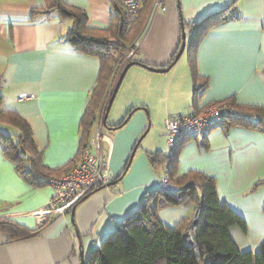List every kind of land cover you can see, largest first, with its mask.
<instances>
[{
    "label": "crops",
    "instance_id": "0c3cea01",
    "mask_svg": "<svg viewBox=\"0 0 264 264\" xmlns=\"http://www.w3.org/2000/svg\"><path fill=\"white\" fill-rule=\"evenodd\" d=\"M64 1L87 13L93 29L109 30L116 22L113 7L119 0ZM162 1L166 11L152 15V6L142 10L139 31L125 41L139 40L134 61L156 69L168 68L176 56L183 24L197 25L227 9L236 16L211 28L200 43L191 42L186 30L185 51L170 71L140 65L127 71L103 129L115 179L111 188L78 203L73 217L70 211L39 225L34 213L47 205L54 189L27 182L0 144V220L29 233L13 239L0 230V264H81V252L86 260L157 188L164 169L155 167L149 155L168 151L167 118L225 101L234 109L264 107V0ZM54 5L55 0H0V95L1 108L28 123L36 160L49 172H64L81 162V147L93 136L94 127L83 135L82 123L102 64L68 41L73 21L61 17ZM202 85L205 89L196 96ZM22 97L31 100L19 102ZM0 125L10 131L0 129L7 135L20 134L9 124ZM138 143L126 174L116 181ZM178 151L175 178L190 173L214 178L221 203L247 225L246 232L231 228L232 239L241 252H259L264 242V184L259 185L264 182V131L243 125L218 128L200 139H184ZM33 176L47 180L44 173ZM189 206L167 208L159 219L175 226L194 216Z\"/></svg>",
    "mask_w": 264,
    "mask_h": 264
},
{
    "label": "trees",
    "instance_id": "16d2710c",
    "mask_svg": "<svg viewBox=\"0 0 264 264\" xmlns=\"http://www.w3.org/2000/svg\"><path fill=\"white\" fill-rule=\"evenodd\" d=\"M153 1L143 0L136 17H129L118 1L113 7L116 22L109 30H98L89 26V16L83 10L69 6L64 0H55L53 10L59 12L61 17L70 18L73 21V27L67 35L68 41L80 52L98 57L102 64L82 123L85 137L94 127L96 114L110 86L122 51L134 42L125 44V41H128L137 30L139 31L142 24L140 13L142 10H148ZM231 11L227 9L226 13L212 15L191 27L186 28L183 24V31L192 33L191 42L200 43L211 28L232 18L235 12ZM108 33L112 35V38L115 37L114 41H111ZM176 56L169 67L176 64ZM131 62L142 67L147 66L134 61V58L127 65ZM205 86L196 88V96L205 89ZM1 105L2 96L0 95V122L17 128L20 134L7 135L0 130V144L4 145L5 156L15 164L17 171L27 182L37 187L45 183L49 184L52 177L63 175L76 166L64 172L45 170L36 160L32 132L28 123L18 114L3 110ZM235 110L239 116L228 118L222 127L224 130L235 125H243L264 131V107H235ZM106 114L107 109L104 117ZM130 114L117 128L127 122ZM249 116L258 118L259 122L255 123ZM103 125L106 126L104 121ZM90 140L82 145L81 157ZM179 147L172 159H169L166 154L149 155L150 158L153 157L151 162L155 167L166 169L173 186L178 191H161L156 188L150 192L136 212L117 223L111 234L99 246L92 249L86 258V264H202L205 258L207 264H264V242L257 253L241 252L232 239L231 228L239 227L246 232L247 225L239 215L221 203L214 178L195 173H190L181 179L175 178L173 167ZM29 153L31 157L28 156ZM129 165L130 161L116 181L123 178ZM39 172L44 173L43 177L47 178L46 181L33 176L34 173ZM261 184L264 182L259 185ZM180 193H183L181 197H179ZM190 203L195 205V213L191 219L181 220L173 227L160 221L161 210L190 205ZM0 230L10 234L13 239L29 236L23 227L11 220H0Z\"/></svg>",
    "mask_w": 264,
    "mask_h": 264
},
{
    "label": "built area",
    "instance_id": "2783aa9c",
    "mask_svg": "<svg viewBox=\"0 0 264 264\" xmlns=\"http://www.w3.org/2000/svg\"><path fill=\"white\" fill-rule=\"evenodd\" d=\"M119 2L129 17H136L143 0H119ZM158 11H166L162 0L153 1L151 14ZM138 47L139 40L128 45L121 53L110 86L96 114L94 133L83 152L81 162L65 174L50 179L49 185L54 189V193L47 205L34 213L39 225L46 222L50 216L67 215L85 196L99 189H109L114 181L115 178L110 173V155L105 153L103 148L104 143H109V137L103 132L104 115L119 78L127 63L134 58ZM25 100H31V97H22L19 102ZM238 116L231 104L225 101L209 105L201 112L167 118L165 120L168 147L166 155L172 159L182 140L203 138L210 131L222 128L228 118ZM157 188L161 191H178L173 186L166 169L157 180Z\"/></svg>",
    "mask_w": 264,
    "mask_h": 264
},
{
    "label": "water",
    "instance_id": "95a60500",
    "mask_svg": "<svg viewBox=\"0 0 264 264\" xmlns=\"http://www.w3.org/2000/svg\"><path fill=\"white\" fill-rule=\"evenodd\" d=\"M183 26V25H182ZM185 48H186V33H185V31H183V34H182V45H181V48H180V50H179V52H178V54H177V56H176V62L181 58V56L183 55V53H184V51H185ZM134 65H137L135 62H131L129 65H127L126 67H125V69L123 70V72H122V74H121V76H120V78H119V81H118V83H117V85H116V87H115V90H114V93H113V95L111 96V99H110V101H109V104H108V107H107V114H106V116L104 117V123H105V125H106V120H107V116H108V113H109V111H110V109H111V106H112V104H113V101H114V99H115V96H116V94H117V91H118V89H119V87H120V85H121V83H122V81H123V78H124V76L126 75V73H127V71L132 67V66H134ZM144 68H146V69H148V70H150V71H153V72H157V73H165V72H168V71H170L172 68H173V65L172 66H170V67H168V68H166V69H156V68H152V67H149V66H143ZM140 142V141H139ZM138 145H139V143L136 145V147L134 148V150H133V153H132V155H131V159H130V163H131V161H132V159H133V157H134V155H135V152H136V150H137V148H138ZM112 185V184H111ZM110 185V186H111ZM99 190H101V189H99ZM99 190H96V191H99ZM95 191V192H96ZM94 193V192H93ZM93 193H91V194H89V195H87V196H85L81 201H79L78 203H80V202H82V201H85L89 196H91ZM183 195V193H180L179 194V197H181ZM75 207H76V205L73 207V209L71 210V215H72V217H73V214H74V211H75ZM80 248H81V246H80ZM81 264H86V260H85V257H84V254H83V252H81Z\"/></svg>",
    "mask_w": 264,
    "mask_h": 264
},
{
    "label": "rangeland",
    "instance_id": "374dc122",
    "mask_svg": "<svg viewBox=\"0 0 264 264\" xmlns=\"http://www.w3.org/2000/svg\"><path fill=\"white\" fill-rule=\"evenodd\" d=\"M4 125H0V129L1 130H3L4 132H6V133H8V132H10L9 130H7V131H5L4 130ZM153 190H151L150 192H152ZM192 205V203H190V206L188 207V209H192V210H194L195 209V207L194 206H191ZM166 211H168L167 209H164V210H161L160 212H159V217H161V216H163L164 215V213H166ZM193 212V211H192ZM162 222V221H161ZM163 223V222H162ZM167 223V222H166ZM164 224V223H163ZM168 225L167 226H170L171 225V227L172 226H174L173 224H175V223H172V224H169V223H167ZM103 240V239H102ZM202 264H207V259L205 258V261L204 262H202Z\"/></svg>",
    "mask_w": 264,
    "mask_h": 264
}]
</instances>
